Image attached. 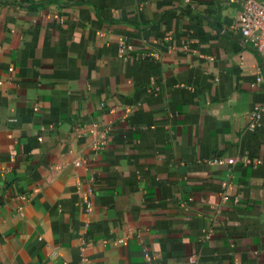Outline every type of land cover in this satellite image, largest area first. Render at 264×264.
<instances>
[{
  "label": "crops",
  "instance_id": "crops-1",
  "mask_svg": "<svg viewBox=\"0 0 264 264\" xmlns=\"http://www.w3.org/2000/svg\"><path fill=\"white\" fill-rule=\"evenodd\" d=\"M243 6L0 0V264H264Z\"/></svg>",
  "mask_w": 264,
  "mask_h": 264
},
{
  "label": "built area",
  "instance_id": "built-area-1",
  "mask_svg": "<svg viewBox=\"0 0 264 264\" xmlns=\"http://www.w3.org/2000/svg\"><path fill=\"white\" fill-rule=\"evenodd\" d=\"M243 9L238 17V27L246 42L255 46L264 55V0H243ZM229 200V196H225ZM239 198L234 202L238 203Z\"/></svg>",
  "mask_w": 264,
  "mask_h": 264
}]
</instances>
